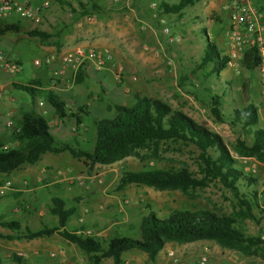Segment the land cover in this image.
Returning <instances> with one entry per match:
<instances>
[{"label":"rangeland","instance_id":"1","mask_svg":"<svg viewBox=\"0 0 264 264\" xmlns=\"http://www.w3.org/2000/svg\"><path fill=\"white\" fill-rule=\"evenodd\" d=\"M153 1L156 4L159 1L173 2L172 0ZM229 1L201 0L179 14H166L157 8L152 10L148 7L151 0H92L96 6L95 10H92L85 0H65V3L69 5L68 10L65 8V11H70L76 20L92 16L94 22L98 19L102 20L105 25L109 24L112 27L109 28L111 31L123 34L124 47H118L116 42L113 51L119 55L118 59L126 66L128 74L123 71L119 82L110 80L109 85L115 87L117 91L115 96L122 99L119 103L117 98L111 99L102 95L106 92L105 89L100 92L99 89L84 88L86 92H91L87 100L94 97L95 92H100L95 94V98L100 100L91 104L89 114L80 117L81 134L85 140L81 141V138L76 137L63 143L70 145L76 143L78 148L89 151L94 137L92 122L111 118L114 113L113 109L110 112L103 110L104 105L129 106L133 103L134 96L158 99L171 110L183 113L196 124L221 138L229 156L234 160V167L255 180V183L251 185L246 184L245 180H239L237 184L239 193L250 199L251 192L254 191L258 205L264 208V163L258 162L254 157L239 156L233 151L237 139L243 140L248 145L251 142L250 135L243 134L238 125L229 126L228 124L234 110L246 104H252L257 108V119L251 130L257 128L264 130V99L260 95L259 75L256 71L247 72L240 67L236 70L226 67L218 74L210 75L208 66L205 70H199L197 67L205 42L211 41L220 54L225 53L226 12L222 11L221 7ZM158 19L164 20L162 26L158 23ZM162 27L168 31L167 35L160 32ZM168 37L178 39L176 42L169 43ZM5 42V45H8V48L4 50L6 53H14L15 50L19 52L21 72L14 75L18 77L17 79L21 77L20 80H22L24 73L37 72V69L32 66V61L40 60V56L33 41L27 40L14 48H11L5 39L1 41V43ZM104 50L113 55L111 50ZM146 58H152V61L144 60ZM122 76L124 81L121 82ZM242 86L245 87L244 90ZM212 96H217L219 99L222 122L215 121L208 109ZM62 97H65L64 93ZM80 104H86V101L77 100L73 107ZM56 125L58 124L55 122L54 127ZM0 140L7 141V133L1 126ZM239 158H245L246 163L242 164ZM198 164V151L193 145L166 142L157 147L136 150L110 165H94L88 169L80 163L76 166V171L70 170L64 183L67 187L76 185V189L70 193H80L78 198L87 197L93 193L104 198L102 201L105 199L111 201L115 198L112 204L109 202L103 207L102 202L97 207H99L98 211L111 212V220L121 221L122 218L128 220L127 223L130 225L126 226L129 227L125 226L117 233L120 237L138 239V226L143 216L153 213L158 218H162L171 210H207L216 215L234 217L245 234L250 236H256L260 229H264V214L255 208L252 209L251 213L257 224L247 218H240L234 199L217 182L187 194L177 190L160 191L142 185H128L121 191L115 189L119 173L123 170L186 169L194 177L200 178ZM69 182L71 184H68ZM68 206L72 205L68 204ZM118 209L122 211L118 212ZM50 218L46 215L43 218L30 216L28 218L20 213L8 216V219L20 223L22 227L30 231L38 230L42 226L52 227ZM66 229H70L69 224ZM90 236H93L92 232ZM168 252H172L177 259L185 263H190L205 254L206 264H264V260L256 253L243 255L233 250L220 248L210 241L186 244L166 242L158 253L166 259Z\"/></svg>","mask_w":264,"mask_h":264},{"label":"trees","instance_id":"2","mask_svg":"<svg viewBox=\"0 0 264 264\" xmlns=\"http://www.w3.org/2000/svg\"><path fill=\"white\" fill-rule=\"evenodd\" d=\"M85 1L92 10L96 9L92 0ZM172 1V3L159 2L158 9L166 14H179L201 0ZM258 6L259 10L264 11L263 4ZM11 34L36 37L40 41L47 38L44 33L27 30L18 22L9 23L0 18V37ZM227 62L228 58L220 54L214 43L208 41L204 44L197 67L199 70H205L208 66L210 75L218 74L227 67ZM259 64L258 52L252 47L244 52L239 67L244 71L252 72ZM82 79L83 73L80 70L75 75L74 84L81 83ZM33 83L35 82L32 81L26 86L13 85V87L25 92L34 101V96L39 91L30 88L31 85H35ZM242 88L245 89L243 86ZM39 95L52 108L57 118L65 117L64 103L58 96L51 95L49 91ZM218 100L217 96H212L208 109L215 121L222 122ZM110 109L114 111L111 118L92 122L94 137L89 151L56 140L48 133L44 119L30 112L24 116L22 122L14 123L17 133L10 130L7 132V141L16 142V147L4 148V142L0 140V174H9L24 165H34L45 153H67L91 169L94 165L113 164L136 150L157 147L162 143L191 144L198 151L200 178L194 177L186 169L123 170L119 173L115 189L121 191L128 185H142L160 191L177 190L187 194L217 182L234 199L239 217L247 218L257 224L251 213L252 209L255 208L264 214V208L258 205L254 191L251 192L250 199H247L239 193L237 185L239 180H245V183L250 185L254 184L255 180L234 167V160L229 156L218 135L154 98L134 96L131 105H116ZM78 111L87 115L84 107L78 108ZM256 119L257 108L252 104H246L232 112L228 124L238 125L243 134L250 135L251 142L248 145L243 140L237 139L233 151L239 156L254 157L258 162L264 163V130L259 128L251 130L256 124ZM79 124L77 120L75 126ZM48 213L56 218V226H42L35 231L24 228L17 234V239L28 241L57 234L81 250L87 257V264H101L106 258H110L112 264H121V253L130 249L144 253L147 261L153 262L166 242L186 244L196 241H210L220 248L243 255L256 253L264 260V229H260L256 236H250L245 234L234 217L216 215L207 210H171L162 218L149 213L140 219L138 239L120 236L101 238L84 235L83 229L67 230L66 224L73 210L65 208L64 202L57 197L50 199ZM0 225L14 231L19 230V224L16 222H0ZM4 238L10 239V237ZM9 260L19 263V257L15 255Z\"/></svg>","mask_w":264,"mask_h":264},{"label":"crops","instance_id":"3","mask_svg":"<svg viewBox=\"0 0 264 264\" xmlns=\"http://www.w3.org/2000/svg\"><path fill=\"white\" fill-rule=\"evenodd\" d=\"M13 1L20 3L23 0ZM31 4L33 8L39 9V21L37 23L21 20L13 14L6 15L2 19L9 23L18 22L19 25L27 30H35L46 34L47 38L40 41L36 37H26L21 34L1 36L0 51L4 52L6 56L21 65L17 50L9 54L4 51L8 48V45H5L6 42L1 43L4 39L9 42L11 48L18 47V45L24 44L27 40L33 41L39 52L40 60L48 55H54L58 58L61 54L69 52L76 47L103 48L102 50L112 51L113 64L121 66L124 73L128 74L126 66L118 59L119 55L113 51V46L116 42H118V47H124L122 45L123 34L111 31L109 28L112 27L109 24L105 25L102 20L98 19L94 22V17L92 16H85L82 20H76L70 11H65L69 7L65 0H50L46 8H40V0H31ZM86 17H90L92 20L85 21ZM57 58L52 65L39 68L33 66V61L36 60L34 59L32 66L37 69V72L34 74L24 73L22 80H20L21 77L17 79L18 77L14 75L11 76L6 72H2L0 75V116L10 111L13 115V121L16 123L22 122L25 115L33 112L44 119L48 133L56 140L67 142V140L79 137L81 141H84L85 138L81 134V123L77 127L75 126L76 121L80 122V117L85 116L78 111V108L84 107V112L88 115L91 104L95 103L96 100H100V98H95V94H99L103 89L106 90L102 94L105 97L117 98L118 103L122 99L115 96V93H117L115 87L109 85L110 80H114L110 70L95 72L90 67H83L81 72L85 77H83L81 83H72L69 89H60L58 92V97L64 103L63 111L65 117L57 118L52 108L39 95V93L42 94L47 91L45 89L47 88L49 74L58 64ZM147 59L152 61V58L144 60ZM127 78L129 79V76ZM123 79L122 76L121 82L124 81ZM32 81L35 82L33 83L35 85H31L30 88L39 91L35 94L34 101L26 93L13 87V85L26 86ZM86 87L95 88V90L99 89L100 92H95L94 97L87 100V96L91 92H86L84 89ZM63 93L65 97H62ZM10 99H12V102H10ZM82 99L86 101V104H80L74 108L75 102ZM38 100L44 102L42 108L36 106ZM110 108L108 105H104L102 109L110 112ZM55 122L58 124L56 127H54ZM0 126L3 127L6 133L8 132L2 124ZM16 146V142H4V148H14ZM72 146L77 145L75 143ZM80 163L82 162H78L67 153H45L39 157V160L34 165H24L9 174H0V187L5 182L9 183L5 194L0 197V222H14L8 219V216L20 213L22 216H28V218L29 216L35 218H43L45 215L50 216L53 223L52 227L56 226V218L48 213L50 199L53 198L52 196H56L64 202L65 208L73 210V214L67 221L70 228L69 231L83 229V232L88 230L92 232L93 236L98 237L119 236L117 233L121 228L130 225V223H127L128 220L124 218L121 221L111 220V212H106L107 210L105 212L98 211L99 207H97L102 202L103 207L108 205L106 203L110 202L112 204L116 200L115 198H112L113 201L108 199L102 201L104 198L95 193L89 194L87 197L78 198L80 193H70L76 189V185L73 184L67 187L66 183H64L70 170L76 171V166L80 165ZM68 184H71V182ZM68 204L72 206H68ZM121 211V209H118V212ZM18 224V231L0 225V235L3 236L0 237V264L15 263L9 260L12 255L19 257V263L15 264H87L86 255L74 244L66 242L57 234L28 241L17 239V234L25 228L20 223ZM4 237H10V239H5ZM159 254L157 253L153 262H148L144 253L130 249L122 252L120 259L121 264H170L168 258L163 259ZM101 264H112V260L106 258L102 260Z\"/></svg>","mask_w":264,"mask_h":264},{"label":"built area","instance_id":"4","mask_svg":"<svg viewBox=\"0 0 264 264\" xmlns=\"http://www.w3.org/2000/svg\"><path fill=\"white\" fill-rule=\"evenodd\" d=\"M40 2V8H46L50 0H40ZM263 2L264 0H230L221 7V10L226 12L225 53L221 55L228 58L227 67L236 70L244 52L249 48H256L260 64L254 71L259 75L260 95L264 99V11L258 8V5L263 4ZM158 4L151 0L149 7L152 10H156V8L158 9ZM9 14L15 15L21 20L34 23L39 21V9L32 7L31 0H23L20 3L13 0H0V18ZM91 20L92 18L90 17L85 18V21ZM158 23L162 26L164 20L158 19ZM160 32L163 35L168 34V31L163 27ZM177 39L168 37L167 41L173 43ZM56 58L54 55L44 56L41 60H34L33 66L36 68L47 67L52 65ZM57 59L58 64L50 71L47 88L45 89L53 96H58L60 89H69L74 81L75 74L83 67H90L95 72L110 70L115 82L120 81L123 73L121 66L113 64L112 56L108 51L93 47H76L69 52L61 54ZM167 64L170 65L169 62ZM2 72H6L11 76L17 75L21 72V66L0 51V75ZM10 102H12V99H10ZM43 103L42 100H38L36 106L42 108ZM0 124L7 130L14 133L18 132L10 111L0 116ZM239 159L242 164L247 161L245 158ZM8 186L9 183L5 182L0 187V197L4 195ZM83 234L90 236L91 232L86 230ZM167 257L170 264H206L205 254L200 255L190 263L180 261L172 252H168Z\"/></svg>","mask_w":264,"mask_h":264}]
</instances>
